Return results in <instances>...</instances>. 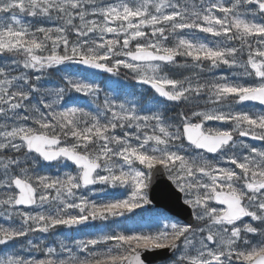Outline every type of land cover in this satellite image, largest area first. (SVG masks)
<instances>
[{
  "label": "snow or ice",
  "instance_id": "snow-or-ice-1",
  "mask_svg": "<svg viewBox=\"0 0 264 264\" xmlns=\"http://www.w3.org/2000/svg\"><path fill=\"white\" fill-rule=\"evenodd\" d=\"M0 264H264V0H0Z\"/></svg>",
  "mask_w": 264,
  "mask_h": 264
}]
</instances>
